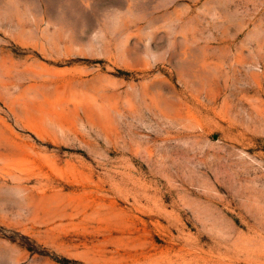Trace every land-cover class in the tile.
I'll return each mask as SVG.
<instances>
[{
    "label": "rangeland",
    "instance_id": "1",
    "mask_svg": "<svg viewBox=\"0 0 264 264\" xmlns=\"http://www.w3.org/2000/svg\"><path fill=\"white\" fill-rule=\"evenodd\" d=\"M0 264H264V0H0Z\"/></svg>",
    "mask_w": 264,
    "mask_h": 264
}]
</instances>
